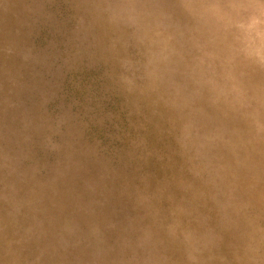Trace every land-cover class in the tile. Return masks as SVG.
Here are the masks:
<instances>
[{
    "label": "rangeland",
    "instance_id": "obj_1",
    "mask_svg": "<svg viewBox=\"0 0 264 264\" xmlns=\"http://www.w3.org/2000/svg\"><path fill=\"white\" fill-rule=\"evenodd\" d=\"M118 4L158 7L113 9L108 23L103 9ZM156 26L188 47L169 72L188 113L177 199L225 202L245 157L242 117L203 102V54L193 46L222 29L254 53L264 43V0H0V264H167V242L141 243L157 209L167 207V193L143 200L165 175L164 145L142 134L146 162L136 159L127 136L136 118L107 71L109 38L115 54L135 55L133 34ZM262 233L264 212L245 215L209 264H259Z\"/></svg>",
    "mask_w": 264,
    "mask_h": 264
},
{
    "label": "clouds",
    "instance_id": "obj_2",
    "mask_svg": "<svg viewBox=\"0 0 264 264\" xmlns=\"http://www.w3.org/2000/svg\"><path fill=\"white\" fill-rule=\"evenodd\" d=\"M150 7L158 6L118 4L103 11L111 23L113 9L125 12ZM44 14L56 13L44 9ZM158 28L149 29L151 35L149 31L143 36L133 34L135 55L115 54V42L109 38V49L114 52L107 68L109 84L122 99L129 117L136 118L132 131L127 133L136 159L146 162V137L142 134H151L164 145L158 154L166 161L165 175L157 181L156 193L145 195L143 200L151 202L167 193V207L157 209L154 223L142 232L141 243L155 247L167 242L171 246L167 264H209L227 230L238 227L247 214L264 212V43L249 53L231 34L217 29L213 40L201 37L193 46L203 54L200 78L208 85L203 102L215 106L224 117L234 114L242 117L240 138L245 157L241 170L226 185L224 203L205 207L202 201L209 198L201 197L194 205L181 204L177 197L188 163L184 143L188 113L169 72L187 54L188 47L177 45ZM219 82L223 87L217 86ZM177 214L191 219L175 224L171 217ZM255 251L254 259L264 264V233Z\"/></svg>",
    "mask_w": 264,
    "mask_h": 264
}]
</instances>
